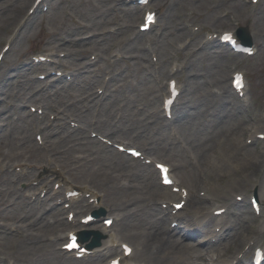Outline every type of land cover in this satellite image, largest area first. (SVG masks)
<instances>
[{"label": "rangeland", "instance_id": "1", "mask_svg": "<svg viewBox=\"0 0 264 264\" xmlns=\"http://www.w3.org/2000/svg\"><path fill=\"white\" fill-rule=\"evenodd\" d=\"M44 1L34 6L36 0H0V53L8 47L0 65V264H105L111 232L121 237L113 255L122 252L125 240L135 249L129 262H150L149 232L169 226L160 221L162 201L180 198L161 184L157 160L167 161L192 193L178 214L179 227L183 221L186 229L174 238L189 232L196 237L184 239L187 252L177 262L198 264L195 255L206 248L211 256L220 250L231 256L238 235L239 255L245 254L251 230L234 222L236 216H225L234 225L227 222L225 238L211 247L205 231L187 221L235 201L234 193L243 199L230 214L256 228L264 220V198L250 169L259 167L264 152V138H250L264 126V0H151L158 20L147 32L139 29L145 9L137 0ZM239 27H247L256 54H236L218 37L209 40L214 33L236 35ZM41 55L46 59L36 61ZM236 71L247 77L244 98L232 87ZM173 77L183 91L168 119L163 101ZM31 106L42 107L44 116ZM100 135L136 146L146 158H133ZM55 165L68 184L99 193L101 206L87 196L66 209L59 203L66 186L59 188L61 195L54 187L42 196L33 182L41 176L59 180L51 171ZM255 194L260 214L251 205ZM101 208L105 216L121 219L111 227H105V216L90 225L67 220L71 210L78 218ZM62 220L63 234L70 227L105 229L102 251L84 259L60 251L66 234L61 240L50 237L60 232ZM207 220L215 229L219 218ZM252 255L253 247L245 256L250 263Z\"/></svg>", "mask_w": 264, "mask_h": 264}, {"label": "bare ground", "instance_id": "2", "mask_svg": "<svg viewBox=\"0 0 264 264\" xmlns=\"http://www.w3.org/2000/svg\"><path fill=\"white\" fill-rule=\"evenodd\" d=\"M67 42H70V41H67ZM2 101H4V100L1 99L0 102H2ZM61 114H64V113L62 112ZM260 128H261L260 126H257L256 127V131L252 132V136H253V134L264 133V126L262 127V129H260ZM243 129L245 131H249V128H247V127L242 128V130ZM257 159H259V158H257ZM258 165H259V167H257V168L253 167V169L251 167L250 169H251V171H253L252 173L255 174L254 175L255 176L254 177L255 178L254 179V184H256V186L259 189L260 195L264 198V174L259 177V174L264 170V152H262L261 160L256 162V166H258ZM48 189H50V187H48ZM68 190H72V189H68ZM210 192L211 193L209 195L212 194V191H210ZM231 192H233V191H231ZM93 195H96V193H94ZM211 196L213 198H215L214 195H211ZM216 196L219 197L221 195L217 194ZM226 196L227 195H224V197H226ZM238 204H240V203H235L234 201H232V202H230V203H228L226 205H217V206L212 208V211H211L210 208H208L207 210H201L202 214H200L199 212L196 213L197 214V217H196V220H195L196 221V225L199 228L206 229L207 231H205V232L211 233V234H208V236L211 235V237L208 240H212L213 237H216V240L218 241L219 239L222 238L223 234L220 233V232L219 233L216 232L215 229L213 230L214 225L212 224V226H211L210 222H206L205 218L207 216L211 217V218H215L213 212L216 209H221V208H226L227 207V209H226L227 212L225 211V213L222 215V217H224V222L223 221H219L218 223H216V227L220 226V231L221 230L224 231L225 227L227 226V222L231 223V221H229V220L225 221V219H226L225 216H227V217L231 216V215L233 217L236 216V218L233 219L234 222H236V223L237 222H240V223L242 222L244 225L245 224L248 225L247 227H250V230H251V233L247 234V236H246V238L244 240L245 244L246 243L247 244H251L252 242L259 241V236L264 233V220L261 221L260 224L258 225V227L256 228V227H252V225H250L251 223H250L249 219L242 218L239 214H237L235 212H233V214H230L231 213V209L234 206H237ZM210 211H211V213H210ZM201 215H204V216H201ZM254 219H257V218H254ZM254 219L252 218V220H254ZM160 221L163 223V222L166 221V219L162 217V219ZM159 222H157V223H159ZM231 224L234 225V223H231ZM66 225H67V222L60 221L58 223L59 231L62 232L64 230V227H66ZM69 232H71V231H68L67 235L69 234ZM103 232H105V230H103ZM59 237H61V235ZM148 237H150L152 242H154L152 244L150 243L148 247L145 244L146 252H148V255L150 257H152L150 259V262L148 261V259L144 258V260L140 259L139 261H136V262L130 263V264H182V261H180L179 263L177 262V255H181V253L184 254V253L187 252V251H185V248H184L185 246L183 245L182 241L174 238V235L169 234V231L164 230V227H162V230L154 229V230L150 231ZM238 237L239 238L236 240V243L239 244V245L237 246L238 247L237 251L233 255L224 257L225 256V252H223V250H220V252L217 251V253H218L217 256H211L210 253H204V252L203 253H198L196 258L201 260V261H199L198 264H229L231 261H235V260H237L239 262H242V264H244L243 263L244 260L241 257L238 256V253L242 250V243L240 244V242H239L242 236L238 235ZM235 238H234L233 241H235ZM117 240H119V238L116 237V235H112V244L113 245L116 243ZM147 241H149V239ZM48 242H49V240H48ZM263 242L264 241H262V243ZM257 243L261 244V242H257ZM260 244H258V246H260ZM253 245L254 244H251L250 248L248 250H246L245 255L247 254V252H250V249L252 248ZM113 247L114 246H112V248ZM230 247H232L231 243L228 244L227 248H230ZM112 248L109 247V245H108V249H107L105 255H107V253L110 252L112 250ZM208 252H209V250H208ZM156 254H159L160 256L156 258L155 257ZM207 254H208V257H207ZM178 257H180V256H178ZM182 258L184 259V257H182ZM206 258H209V259L207 260ZM202 261H204V263H202ZM205 261H207V263ZM142 262H144V263H142ZM183 264H185V263L183 262Z\"/></svg>", "mask_w": 264, "mask_h": 264}, {"label": "water", "instance_id": "3", "mask_svg": "<svg viewBox=\"0 0 264 264\" xmlns=\"http://www.w3.org/2000/svg\"><path fill=\"white\" fill-rule=\"evenodd\" d=\"M239 37L241 38V40H243L244 43H250L251 42V40L249 39L247 34L243 31V29L240 30Z\"/></svg>", "mask_w": 264, "mask_h": 264}]
</instances>
